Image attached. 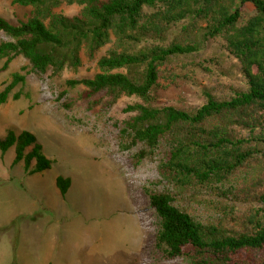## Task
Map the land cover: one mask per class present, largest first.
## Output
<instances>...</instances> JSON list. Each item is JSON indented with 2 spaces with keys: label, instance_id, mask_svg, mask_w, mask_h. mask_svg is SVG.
Returning a JSON list of instances; mask_svg holds the SVG:
<instances>
[{
  "label": "trees",
  "instance_id": "trees-1",
  "mask_svg": "<svg viewBox=\"0 0 264 264\" xmlns=\"http://www.w3.org/2000/svg\"><path fill=\"white\" fill-rule=\"evenodd\" d=\"M7 1L31 12L18 24L0 15V31L10 38L0 43V73L17 57L41 74L77 72L82 55L93 59L108 47L98 61L99 73L67 85L83 86L85 99L102 92L113 103L122 96L137 99L125 110V148L142 147L137 165L159 156L157 171L168 187L147 190L160 220L155 250L185 264H264V0ZM64 3L80 6L79 13L57 12ZM245 4L254 7L247 19ZM216 38L239 62L247 88L224 99L204 92L205 103L193 109L159 105L160 69ZM25 80L13 75L0 92V106ZM11 148L14 165L24 163L29 176L53 165L28 131H9L0 139L2 155ZM71 185L70 178H57L63 198ZM189 194L217 196L215 215L208 220L191 215L178 202Z\"/></svg>",
  "mask_w": 264,
  "mask_h": 264
},
{
  "label": "rangeland",
  "instance_id": "rangeland-1",
  "mask_svg": "<svg viewBox=\"0 0 264 264\" xmlns=\"http://www.w3.org/2000/svg\"><path fill=\"white\" fill-rule=\"evenodd\" d=\"M80 8L64 3L57 12L73 17ZM30 12L0 0V15L13 24L27 20ZM242 12L247 19L254 7L245 4ZM174 33L178 37L181 27ZM9 40L0 31V43ZM224 46L220 38L205 41L198 52L174 57L162 67L158 104L193 109L205 103L204 92L224 99L245 90L240 64ZM107 49L93 59L82 55L77 72L66 68L57 76L41 74L17 57L0 73V92L15 73L26 77L0 106V139L9 131H28L53 161L51 169L29 176L24 163L14 165V148L4 155L0 150V264H185L165 260L154 246L160 220L147 190L168 189L157 171L159 156L137 165L135 155L142 147L126 149L121 136L129 117L125 110L137 99L122 96L113 103L106 92L85 99L83 86L67 85L99 73L98 61ZM60 176L72 182L65 198L56 186ZM178 200L202 220L215 215L212 203L220 201L207 194Z\"/></svg>",
  "mask_w": 264,
  "mask_h": 264
},
{
  "label": "crops",
  "instance_id": "crops-1",
  "mask_svg": "<svg viewBox=\"0 0 264 264\" xmlns=\"http://www.w3.org/2000/svg\"><path fill=\"white\" fill-rule=\"evenodd\" d=\"M60 192V191H59Z\"/></svg>",
  "mask_w": 264,
  "mask_h": 264
}]
</instances>
